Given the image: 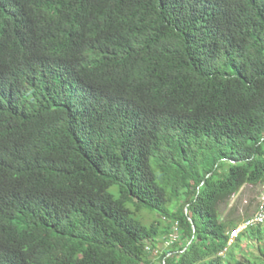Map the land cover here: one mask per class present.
<instances>
[{
  "label": "trees",
  "instance_id": "trees-1",
  "mask_svg": "<svg viewBox=\"0 0 264 264\" xmlns=\"http://www.w3.org/2000/svg\"><path fill=\"white\" fill-rule=\"evenodd\" d=\"M260 183L264 0H0V264H242Z\"/></svg>",
  "mask_w": 264,
  "mask_h": 264
},
{
  "label": "rangeland",
  "instance_id": "rangeland-1",
  "mask_svg": "<svg viewBox=\"0 0 264 264\" xmlns=\"http://www.w3.org/2000/svg\"><path fill=\"white\" fill-rule=\"evenodd\" d=\"M262 187L263 186H261L260 184L256 186H243L240 191L234 194L227 203L221 205L220 212L222 215V219L230 220L234 223H239L245 218L248 219L252 217L256 209L260 205L259 196L263 190ZM110 190L115 191V187H112ZM140 215L143 218L144 222L148 224L153 222V220L161 219L158 215L149 214L145 211L141 212ZM262 246H264V244H260L257 241L244 239L241 242L240 249L242 250V254L238 256L239 260L242 262V264H247L248 259H255L260 255L259 247Z\"/></svg>",
  "mask_w": 264,
  "mask_h": 264
},
{
  "label": "built area",
  "instance_id": "built-area-1",
  "mask_svg": "<svg viewBox=\"0 0 264 264\" xmlns=\"http://www.w3.org/2000/svg\"><path fill=\"white\" fill-rule=\"evenodd\" d=\"M260 185L263 186L262 187L263 190L259 196L260 205L258 206L252 217H250L245 223H243L242 225L238 226L236 229L231 231L230 242H232L234 238L237 237L238 234L245 228L253 225L264 224V183H260ZM178 238H179V230L177 223H175L173 227V231L170 233L167 241L165 242L166 246L172 245L173 243L176 242ZM154 252L157 253V251Z\"/></svg>",
  "mask_w": 264,
  "mask_h": 264
}]
</instances>
